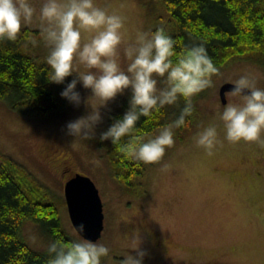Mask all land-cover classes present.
Returning <instances> with one entry per match:
<instances>
[{
    "label": "rangeland",
    "instance_id": "374dc122",
    "mask_svg": "<svg viewBox=\"0 0 264 264\" xmlns=\"http://www.w3.org/2000/svg\"><path fill=\"white\" fill-rule=\"evenodd\" d=\"M29 2L36 14L23 26L42 28L46 24L39 18L42 0ZM94 3L123 19L124 42L119 54L120 66L126 69L129 61L124 49L136 44L138 34L158 24V10L152 0ZM91 35L82 31V40L87 42ZM37 47L49 52L44 43ZM76 67L79 72L89 71L82 64ZM219 72L213 77L214 86L198 95L200 108L213 110L199 131L214 124L222 144L208 155L196 145L195 134L150 169L147 191L139 197H133L116 180L106 150L94 140L105 132L110 113L130 99V91L101 109L103 122L89 140L67 133L69 122L101 106L79 83L81 104L77 107L67 102L66 108L45 118L23 114L0 100V152L24 165L47 188L58 204L64 230L75 240L87 239L71 222L65 182L75 173L95 182L105 218L101 237L91 242L110 249L104 264H121L128 254L136 256L132 249L139 243L140 251L146 253L144 264H264V137L258 143L231 144L224 139L223 124L217 116L228 103L239 102L231 91L227 103H222V84L251 73L257 87L264 88V67L237 59L219 68ZM164 86L158 81V88ZM23 235L35 249L44 250L49 245L33 222L24 225Z\"/></svg>",
    "mask_w": 264,
    "mask_h": 264
},
{
    "label": "clouds",
    "instance_id": "9594fccd",
    "mask_svg": "<svg viewBox=\"0 0 264 264\" xmlns=\"http://www.w3.org/2000/svg\"><path fill=\"white\" fill-rule=\"evenodd\" d=\"M35 14L29 0H0V41L15 40L22 26L30 23ZM39 18L46 22L42 24L40 41L49 49L45 58L48 81L64 85L60 96L73 106L78 107L82 102L78 83L91 91L90 98L101 102L99 108L69 122L68 135L83 140L94 138L97 126L104 119L101 109L130 91L127 111L121 118H114L100 135L102 142L118 145L128 159L150 165L160 163L175 144V130L189 126L195 110L193 98L212 88L213 77L220 75L204 46L188 47L178 53L175 41L163 29L138 34L136 44L124 49L129 63L122 69L119 50L124 42L123 19L96 6L94 0H42ZM82 31L92 34L87 42L82 40ZM31 43L37 46L39 42L33 39ZM77 63L89 71L79 72ZM73 76L74 79L65 83L66 78ZM158 81L165 86L158 88ZM232 83V96L238 97L239 102L228 103L217 113L223 124L224 139L231 144L262 142L264 88L257 87L251 73ZM181 99L185 106L179 117L156 133H144L137 127L141 117L152 118ZM194 139L208 155L222 144L214 124L204 127ZM79 231H84L83 225ZM132 250L136 256L128 254L121 264H144L146 253L140 251V243ZM109 253L110 249L103 243L55 240L48 245L47 264H102Z\"/></svg>",
    "mask_w": 264,
    "mask_h": 264
},
{
    "label": "trees",
    "instance_id": "16d2710c",
    "mask_svg": "<svg viewBox=\"0 0 264 264\" xmlns=\"http://www.w3.org/2000/svg\"><path fill=\"white\" fill-rule=\"evenodd\" d=\"M158 10V24L148 32L163 29L175 41L176 51L202 45L219 69L233 60L243 59L264 67V0H152ZM42 28L22 26L15 40L0 41V100L23 114L45 118L67 106L60 96L64 85L48 81V51L42 52ZM72 80L66 78L65 83ZM200 97L193 98L194 113L189 126L175 130L177 146L188 142L202 128L213 110L200 108ZM181 99L175 107L166 106L152 118L141 117L137 127L153 134L177 119L184 107ZM129 99L113 110L105 131L114 118H121ZM101 135V134H100ZM95 142L107 152L112 173L133 197L146 193L148 174L156 164L128 159L118 145ZM27 222H33L49 241H73L64 230L58 204L47 188L27 168L0 152V264H47V248H33L23 235ZM102 264H104L102 262Z\"/></svg>",
    "mask_w": 264,
    "mask_h": 264
},
{
    "label": "water",
    "instance_id": "95a60500",
    "mask_svg": "<svg viewBox=\"0 0 264 264\" xmlns=\"http://www.w3.org/2000/svg\"><path fill=\"white\" fill-rule=\"evenodd\" d=\"M233 83L226 82L220 87V98L227 103V93L231 92ZM66 204L71 222L76 231L89 241L98 240L104 229V204L95 182L87 175L76 173L65 182ZM80 225L84 231H79Z\"/></svg>",
    "mask_w": 264,
    "mask_h": 264
},
{
    "label": "flooded vegetation",
    "instance_id": "af4514ba",
    "mask_svg": "<svg viewBox=\"0 0 264 264\" xmlns=\"http://www.w3.org/2000/svg\"><path fill=\"white\" fill-rule=\"evenodd\" d=\"M76 174V173H75Z\"/></svg>",
    "mask_w": 264,
    "mask_h": 264
}]
</instances>
